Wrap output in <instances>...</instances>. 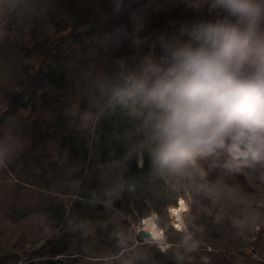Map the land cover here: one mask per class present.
<instances>
[{
	"label": "rangeland",
	"instance_id": "rangeland-1",
	"mask_svg": "<svg viewBox=\"0 0 264 264\" xmlns=\"http://www.w3.org/2000/svg\"><path fill=\"white\" fill-rule=\"evenodd\" d=\"M93 1L0 0V99L37 64L41 49L69 29L64 23ZM119 1L118 10L131 7L153 22L96 29L85 52L53 64L63 72L62 85L52 82L25 94L26 105L13 111L14 94L0 105V142L10 148L0 162V264H264V165L242 164V178L200 166L203 178H160L152 174L146 152L141 160L136 122L119 110L106 117L97 106L96 81L120 70L117 57L125 65L130 61V31L154 21L183 25L211 19L208 7H197L195 0ZM86 112L94 114L87 123ZM134 165L144 171L136 174ZM93 195L104 200L87 197ZM180 197L187 210L177 229L169 207ZM100 201L106 212L100 225L109 221L118 227L108 243L93 237L95 226L81 222L80 203ZM152 213L167 248L134 236L137 224ZM67 226L72 232L78 226L88 240L55 253L53 243L45 242ZM189 234L197 243L194 251L183 243Z\"/></svg>",
	"mask_w": 264,
	"mask_h": 264
},
{
	"label": "clouds",
	"instance_id": "clouds-1",
	"mask_svg": "<svg viewBox=\"0 0 264 264\" xmlns=\"http://www.w3.org/2000/svg\"><path fill=\"white\" fill-rule=\"evenodd\" d=\"M205 4L211 19L185 22L179 35L159 37V54L153 46L133 67L119 61V71L95 83L98 110H119L136 122L141 160L146 152L160 178H203L198 158L217 151L231 157L229 168L264 165V45H253L264 25V0L196 6ZM93 118L82 116L85 123ZM9 151L0 142V162ZM183 243L189 251L197 247L190 234Z\"/></svg>",
	"mask_w": 264,
	"mask_h": 264
},
{
	"label": "trees",
	"instance_id": "trees-1",
	"mask_svg": "<svg viewBox=\"0 0 264 264\" xmlns=\"http://www.w3.org/2000/svg\"><path fill=\"white\" fill-rule=\"evenodd\" d=\"M176 2L186 0H175ZM197 1V0H195ZM121 2L119 0H94L89 6L78 10L72 20L64 23V28L68 26V30L59 34L55 43H52L48 48L41 49V58L38 59L37 64L32 66V69L25 70V75L22 76L15 85L7 92L3 98L0 99V105L8 103L15 95V99L11 101V111L18 106H25V94L34 91L35 89L45 86L49 83L55 82L59 85L63 84V72L56 69L53 64L60 63L62 60H68L76 57L78 54L85 52L92 44L97 36L94 31L96 29H112L117 25L134 24L141 21L151 20L146 15L136 13L131 7L118 10ZM208 7L207 4L203 6ZM149 22V21H148ZM158 27H181L182 25H172L165 21L155 22ZM109 46L110 44H106ZM254 46L264 45V25L258 29L253 38ZM25 56L31 55V49L25 47ZM18 51V50H17ZM105 53V51H102ZM29 67V66H28ZM13 96V97H12ZM106 117L111 116V112L104 111ZM231 163V157L224 151H217L204 155L197 160V165L202 168H208L209 171L223 175V176H245L243 165L236 170L229 168L227 165ZM144 171L143 167L134 165V172ZM98 198L93 196H87ZM103 199V198H98ZM104 200V199H103ZM89 201V200H87ZM75 205L77 202L74 203ZM82 207V226H95L94 236L98 242L108 243L113 233L118 230L117 225L107 221L105 225H100V220L106 218L105 205L103 202H96L90 205L89 202L80 203ZM82 227V228H83ZM76 231H70V226L65 227L63 233L57 239H48L46 244L53 243L52 251L61 253L68 246L76 248L79 245L85 244L88 237L82 235L81 229L77 226ZM80 229V230H79ZM23 264H41V262L33 263L26 261Z\"/></svg>",
	"mask_w": 264,
	"mask_h": 264
},
{
	"label": "built area",
	"instance_id": "built-area-1",
	"mask_svg": "<svg viewBox=\"0 0 264 264\" xmlns=\"http://www.w3.org/2000/svg\"><path fill=\"white\" fill-rule=\"evenodd\" d=\"M179 31L180 27H158L151 23L144 24L136 31H130L126 37L129 46L130 61L126 65L124 64L125 67L135 66L143 56L147 55L153 49V46L155 52L159 54V37L163 36L165 39H171L173 36L179 35ZM134 40H139V45L134 44ZM121 55L124 56L125 54L122 53ZM117 59L122 61L123 58L117 57ZM142 229L146 230L142 223L137 224L134 229V236L140 233ZM147 237L146 235H141V240H145Z\"/></svg>",
	"mask_w": 264,
	"mask_h": 264
},
{
	"label": "bare ground",
	"instance_id": "bare-ground-1",
	"mask_svg": "<svg viewBox=\"0 0 264 264\" xmlns=\"http://www.w3.org/2000/svg\"><path fill=\"white\" fill-rule=\"evenodd\" d=\"M187 210V204L183 197L178 198L176 204L171 205L169 207V215L173 219V224L175 228L180 229L182 228L183 219L182 213ZM158 215L155 213L150 214L148 217L143 219L142 225L144 228L149 232L148 238L153 241H158L163 244L164 248H167L169 244L163 240V233L161 231L160 226L157 223ZM177 226H176V225Z\"/></svg>",
	"mask_w": 264,
	"mask_h": 264
},
{
	"label": "water",
	"instance_id": "water-1",
	"mask_svg": "<svg viewBox=\"0 0 264 264\" xmlns=\"http://www.w3.org/2000/svg\"><path fill=\"white\" fill-rule=\"evenodd\" d=\"M141 235L149 236V232L147 230L142 229L140 233L135 235L136 239L141 240Z\"/></svg>",
	"mask_w": 264,
	"mask_h": 264
}]
</instances>
